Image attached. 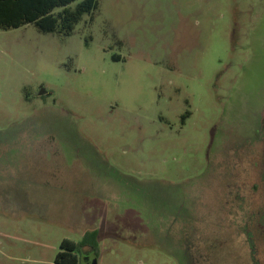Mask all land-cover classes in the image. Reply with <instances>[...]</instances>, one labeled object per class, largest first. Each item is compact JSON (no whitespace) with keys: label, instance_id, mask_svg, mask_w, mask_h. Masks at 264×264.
Masks as SVG:
<instances>
[{"label":"rangeland","instance_id":"374dc122","mask_svg":"<svg viewBox=\"0 0 264 264\" xmlns=\"http://www.w3.org/2000/svg\"><path fill=\"white\" fill-rule=\"evenodd\" d=\"M93 229L97 264H264V0L0 29V264Z\"/></svg>","mask_w":264,"mask_h":264},{"label":"trees","instance_id":"16d2710c","mask_svg":"<svg viewBox=\"0 0 264 264\" xmlns=\"http://www.w3.org/2000/svg\"><path fill=\"white\" fill-rule=\"evenodd\" d=\"M78 1L75 7L71 3ZM57 8L60 10L55 11ZM99 8V0H0V29L18 28L34 23L41 32H57L71 35L83 16H93ZM100 232L97 229L84 232L79 241L64 238L57 253L58 264H80L83 247H91L99 256ZM82 264V263H81Z\"/></svg>","mask_w":264,"mask_h":264},{"label":"flooded vegetation","instance_id":"af4514ba","mask_svg":"<svg viewBox=\"0 0 264 264\" xmlns=\"http://www.w3.org/2000/svg\"><path fill=\"white\" fill-rule=\"evenodd\" d=\"M79 258L82 264H94L97 260L96 254H84L82 251L79 254Z\"/></svg>","mask_w":264,"mask_h":264},{"label":"water","instance_id":"95a60500","mask_svg":"<svg viewBox=\"0 0 264 264\" xmlns=\"http://www.w3.org/2000/svg\"><path fill=\"white\" fill-rule=\"evenodd\" d=\"M43 93H44V91H41L40 95H42ZM94 264H97V260H96V262Z\"/></svg>","mask_w":264,"mask_h":264}]
</instances>
